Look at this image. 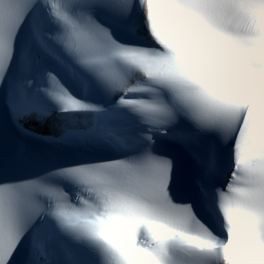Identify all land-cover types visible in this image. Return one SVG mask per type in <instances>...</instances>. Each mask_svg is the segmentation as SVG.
Listing matches in <instances>:
<instances>
[{
    "label": "snow or ice",
    "instance_id": "obj_1",
    "mask_svg": "<svg viewBox=\"0 0 264 264\" xmlns=\"http://www.w3.org/2000/svg\"><path fill=\"white\" fill-rule=\"evenodd\" d=\"M54 115L43 142L101 154L19 173ZM242 232L264 264V0H0V264H235Z\"/></svg>",
    "mask_w": 264,
    "mask_h": 264
},
{
    "label": "clouds",
    "instance_id": "obj_2",
    "mask_svg": "<svg viewBox=\"0 0 264 264\" xmlns=\"http://www.w3.org/2000/svg\"><path fill=\"white\" fill-rule=\"evenodd\" d=\"M174 39L184 48L192 71L201 78L225 89H239L240 85L229 77L218 45L208 35L174 22ZM235 264H262L251 247L247 233L238 236V247L231 252Z\"/></svg>",
    "mask_w": 264,
    "mask_h": 264
}]
</instances>
